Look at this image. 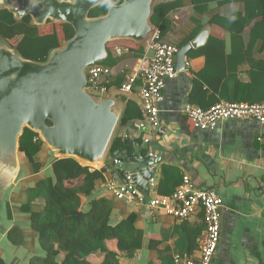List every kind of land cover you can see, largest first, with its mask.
<instances>
[{"label": "crops", "instance_id": "1", "mask_svg": "<svg viewBox=\"0 0 264 264\" xmlns=\"http://www.w3.org/2000/svg\"><path fill=\"white\" fill-rule=\"evenodd\" d=\"M245 6L244 0L226 4L212 1L206 11H199L195 9L193 0H183L182 6L169 14L171 28L162 39L177 45L196 29L201 32L210 26L206 44L211 36L226 39L227 55L223 65L228 70L225 79L232 91L241 93L252 83L256 65L264 61V40L259 39L253 48H248L251 41L249 31L231 33L210 24L209 20L215 14L229 16L235 10L243 11ZM141 46L146 51V46ZM110 47L113 55L120 58L115 66H111L114 71L111 83L118 77L123 83L125 76L139 67L140 57H135L128 45L116 43ZM117 47L123 48V53L119 54ZM219 49L211 53L215 55ZM191 50L186 59L187 69L168 80L163 90L165 98L160 104V124L157 127L141 126L138 119L119 123L114 136L124 142L120 149L141 148L144 155L151 156L147 164L140 166V172L148 167L152 169L151 175L156 177L159 194L173 195L184 176L188 175L196 188L214 189L223 198L220 244L212 264H264V125L253 119L224 120L212 130H200L192 125L184 113V106L188 102L193 103L190 95L194 79L206 66V56L198 50ZM111 83L109 93L120 99L123 111L127 100L140 105L138 90L141 82L137 81L133 91L128 93L121 91L122 84ZM262 83L259 87L262 86L263 92L264 80ZM207 94H211V90ZM125 140L138 142L140 147L125 145ZM48 149L44 146L42 160L45 164L38 174L21 157V170L15 183L7 192L0 194V258L5 264H29L33 256L45 254L23 204L29 198V188L41 177L52 173L53 154ZM109 152L108 149L101 163L94 166L104 169L105 176L97 181L91 198H106L113 202L112 224L133 215L136 228L143 233L142 247L132 253L119 251L116 239L108 240L109 248L119 253L118 264H174L175 253L198 258L205 234L203 210L198 208L195 214L180 221L162 209L150 208L146 202L118 199L108 187V182L124 183L127 174L115 164ZM139 191L146 193L147 185L144 189L139 187ZM35 205L41 207L43 203L37 199ZM13 228L21 229L23 243L9 240L8 234ZM103 256V253H94L89 256V261L98 264ZM63 258L64 253L60 262Z\"/></svg>", "mask_w": 264, "mask_h": 264}, {"label": "water", "instance_id": "2", "mask_svg": "<svg viewBox=\"0 0 264 264\" xmlns=\"http://www.w3.org/2000/svg\"><path fill=\"white\" fill-rule=\"evenodd\" d=\"M176 0H0L16 20L30 16L37 26L48 20L70 23L73 37L52 49L46 61L25 58L0 39V194L15 183L21 170L20 137L26 127L38 133L55 158L75 157L98 166L109 149L123 109L120 99L88 88V69L109 56L108 44L130 40L147 46L157 30L152 21L155 6ZM107 13L91 16L97 6ZM206 26L176 56L178 73L187 69L192 48L206 44ZM50 121L51 123H49ZM138 142L125 140V145ZM109 156L144 189L152 169L140 172L151 156L141 148L110 151ZM125 182V178H124ZM123 183V182H122Z\"/></svg>", "mask_w": 264, "mask_h": 264}, {"label": "trees", "instance_id": "3", "mask_svg": "<svg viewBox=\"0 0 264 264\" xmlns=\"http://www.w3.org/2000/svg\"><path fill=\"white\" fill-rule=\"evenodd\" d=\"M121 3L122 0H112ZM218 1L220 4L236 0H193L196 10L206 11L208 3ZM245 9L235 10L229 16L213 15L209 23L221 26L231 33L241 34L249 31L251 41L248 48H253L257 40H264V0H244ZM183 0L161 2L155 6L152 16L153 23L160 29L161 37L171 28L169 14L180 8ZM108 4H103L91 10V16L107 13ZM185 37L179 44L180 48L189 43L198 33ZM75 29L70 23L48 20L43 26H37L30 16L16 20L13 13L7 9L0 10V39H5L25 58L35 61H46L50 51L61 46L73 37ZM164 39V38H163ZM128 45L135 57H142L144 47L132 41H118L108 44L109 56L100 63L115 66L120 59L113 55V44ZM220 48L217 54L214 49ZM226 39L211 36L208 43L198 52L206 56V66L197 73L191 91V101L208 108L221 100L264 102L262 80H264V61L256 65L252 83L242 89L241 93L230 88L225 79L228 67L223 65L226 54ZM191 50V51H197ZM214 68V75L210 68ZM224 72V73H223ZM262 83V86L259 85ZM121 85L118 77L111 85ZM211 90V94L207 91ZM143 110L134 100H127L120 122L125 124L132 120L141 121ZM51 123L50 121H48ZM120 137L113 136L109 150L115 151L123 146ZM44 141L38 133L26 127L20 137V155L31 164L35 174L44 167ZM52 155V154H51ZM52 173L41 177L33 187H30L29 198L23 204V210L31 218V227L36 232L39 244L44 251L43 256H33L29 264H95L89 261L94 253H103V260L98 264H118L119 253L108 246V240L116 239L119 251L135 252L142 247L143 233L135 226V218L130 215L117 224L111 223L113 202L106 198H91L97 181L105 176L104 169L82 164L75 157L55 158L52 155ZM40 199L41 207L35 205ZM8 238L14 243H23L24 236L20 228H13ZM64 258L60 262V256ZM0 264H5L0 258Z\"/></svg>", "mask_w": 264, "mask_h": 264}, {"label": "built area", "instance_id": "4", "mask_svg": "<svg viewBox=\"0 0 264 264\" xmlns=\"http://www.w3.org/2000/svg\"><path fill=\"white\" fill-rule=\"evenodd\" d=\"M180 47L172 42L164 41L159 28L153 34L146 46V51L140 59L135 72L128 73L121 85V91H133L137 81L141 82L138 94L144 117L141 126L157 127L160 124V104L164 100V88L168 80L178 76L176 56ZM119 54L123 48L117 47ZM114 76L113 68L96 63L88 69V88H96L102 93H109V84ZM184 113L196 129L212 130L224 120L253 119L264 125V102L221 100L208 108L193 103H186ZM154 157V154L152 155ZM118 162V160H115ZM108 187L118 199L127 201L138 200L146 202L152 209H162L168 214L184 221L192 214L202 209L205 217V234L200 254L194 256L175 253L174 264H212L213 258L220 244L221 208L223 198L214 189L196 188L188 175L173 195L159 194L156 177L151 175L147 183V192H140V183L132 174L126 175L124 183L110 180Z\"/></svg>", "mask_w": 264, "mask_h": 264}, {"label": "rangeland", "instance_id": "5", "mask_svg": "<svg viewBox=\"0 0 264 264\" xmlns=\"http://www.w3.org/2000/svg\"><path fill=\"white\" fill-rule=\"evenodd\" d=\"M112 42H114V41H112ZM112 42H110V43H112ZM114 136V135H113ZM46 148H48L46 145H44ZM49 150V149H48ZM46 158V157H45ZM92 167H94V166H92Z\"/></svg>", "mask_w": 264, "mask_h": 264}]
</instances>
